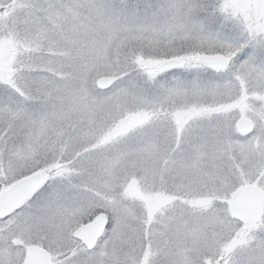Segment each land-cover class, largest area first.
I'll use <instances>...</instances> for the list:
<instances>
[{
  "label": "snow or ice",
  "instance_id": "obj_1",
  "mask_svg": "<svg viewBox=\"0 0 264 264\" xmlns=\"http://www.w3.org/2000/svg\"><path fill=\"white\" fill-rule=\"evenodd\" d=\"M0 264H264V0H0Z\"/></svg>",
  "mask_w": 264,
  "mask_h": 264
}]
</instances>
